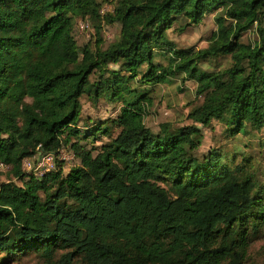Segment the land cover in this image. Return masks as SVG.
Masks as SVG:
<instances>
[{
  "label": "trees",
  "instance_id": "trees-1",
  "mask_svg": "<svg viewBox=\"0 0 264 264\" xmlns=\"http://www.w3.org/2000/svg\"><path fill=\"white\" fill-rule=\"evenodd\" d=\"M106 2L0 0V252H32L33 264H242L264 230L256 169L194 151L212 120L231 137L264 128V0ZM208 12L206 47L168 38L174 23L182 30ZM77 19L94 30L93 47L78 46ZM113 23L119 36L104 48ZM224 56V68L201 67ZM175 77L193 80L202 101L193 123L155 133L144 124L152 87ZM84 94L121 103L110 120L118 133L90 147L82 140L110 131L80 130ZM62 147L78 160L67 172L63 161L41 177L22 169L37 150Z\"/></svg>",
  "mask_w": 264,
  "mask_h": 264
},
{
  "label": "rangeland",
  "instance_id": "rangeland-1",
  "mask_svg": "<svg viewBox=\"0 0 264 264\" xmlns=\"http://www.w3.org/2000/svg\"><path fill=\"white\" fill-rule=\"evenodd\" d=\"M114 3L115 0H107L103 5L104 10L111 11ZM214 15L215 12H208L199 24L186 26L182 30L180 29L182 22H176L167 30V36L177 48L193 47L199 49L206 47L212 33L216 30ZM81 21L84 20L77 19L73 26L76 42L78 46L89 44L93 47L94 30L91 27L82 29L80 27ZM119 32L120 26L117 23L104 25L101 32L103 39L101 46L105 48L119 36ZM253 36L252 32H247L244 34L243 40H249ZM157 60L160 59L157 58ZM229 63L230 57L224 56L211 62H204L201 67L208 71H216L228 66ZM94 78L95 76L91 75V80ZM152 88L153 104L144 116V124L148 128L156 133L159 131L160 125L164 123L173 129L193 123L192 119L188 117V113L202 101L201 95L197 94L196 83L193 80L181 82V77H175L170 82ZM80 101L82 104L81 119L78 123L80 130L87 132L97 124L102 128L107 127L110 131V135L102 131H93L96 134L89 135V139L82 140L86 146L92 145L91 140L95 144L107 142L118 133L119 129L111 125L110 120L115 118L119 112L121 106L119 101H111L105 97L93 100L86 94L80 98ZM88 126L89 128H85ZM198 126L200 125L198 124ZM201 129V143L194 151L195 156L203 159L217 153L221 166L226 164L227 167L234 168L245 163H247V167L248 165L254 166L259 179V188L264 194V128L255 129L248 126L245 133L231 137L228 135L226 125L223 122L212 120L208 126H203ZM77 163L78 160L63 163L64 172H67L71 166ZM2 170V173L5 174V169ZM4 179H6L5 175L1 177V180ZM3 257L6 259L4 253L0 252V264H33L37 261V256L32 252L23 254L17 259L2 260ZM242 264H264V230L261 229L259 235L250 242L247 256Z\"/></svg>",
  "mask_w": 264,
  "mask_h": 264
},
{
  "label": "built area",
  "instance_id": "built-area-1",
  "mask_svg": "<svg viewBox=\"0 0 264 264\" xmlns=\"http://www.w3.org/2000/svg\"><path fill=\"white\" fill-rule=\"evenodd\" d=\"M80 27L82 29H87L89 25L88 23L81 21ZM73 160V155L63 147L60 148L56 153L41 152L37 150V152L32 156L25 157L22 160V169L27 173H31L37 177H41L45 173L55 170L58 161L67 163ZM0 166L1 168L4 167L3 165Z\"/></svg>",
  "mask_w": 264,
  "mask_h": 264
}]
</instances>
